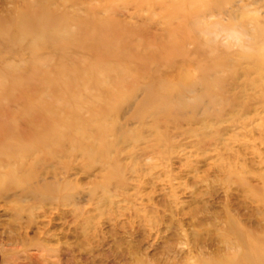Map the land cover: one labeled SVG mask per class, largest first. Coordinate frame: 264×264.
I'll return each mask as SVG.
<instances>
[{
  "label": "rangeland",
  "instance_id": "obj_1",
  "mask_svg": "<svg viewBox=\"0 0 264 264\" xmlns=\"http://www.w3.org/2000/svg\"><path fill=\"white\" fill-rule=\"evenodd\" d=\"M201 16L252 53L209 56ZM0 33V70L29 78L0 75V264H245L240 235L264 245V0H0ZM55 118L62 136L8 148Z\"/></svg>",
  "mask_w": 264,
  "mask_h": 264
},
{
  "label": "bare ground",
  "instance_id": "obj_2",
  "mask_svg": "<svg viewBox=\"0 0 264 264\" xmlns=\"http://www.w3.org/2000/svg\"><path fill=\"white\" fill-rule=\"evenodd\" d=\"M64 31L65 30H63V29H60V30L57 29L52 34H48V38L47 39H50L51 43L54 44V45L58 44V43L62 44L61 42L64 39L65 34H66V32L64 33ZM88 40L94 41L95 42V44H94L95 46H98L101 43H104L103 41H105L102 38L101 39L99 37L93 38V37H91V36H89L87 34L86 38H85V41H88ZM89 47L92 48V46H89ZM95 65L96 66H93L92 68H96L97 66L100 65V63H96ZM17 70L18 69H16V67H14L13 65H6V67H4V68H2L0 70L1 71L0 75L2 76L3 79L4 78L5 79H10L12 81L13 89H17V90L18 89H24V88L28 87V84H29V80L28 79L29 78L25 77V73L19 72ZM21 75H24V77L21 76ZM46 84L47 83L43 82V87L45 89H47V91L49 92L51 89L48 88L47 87L48 85H46ZM63 85L66 86L67 84L63 83ZM49 87H51L50 84H49ZM76 101L77 100L74 99V103H76ZM49 106H50V104H47L46 102H42V103H40L38 105L37 109L41 110L43 107H49ZM115 107H117V106L109 107L106 111H103L101 114H96V117L98 115H104L105 112H110ZM58 120L59 119L56 120V118H55V121L57 122V125H55V126H57V127L53 130L54 132L52 134L42 135V136H44L43 137L44 138V142L41 143V142L37 141V142H33V143H28L27 145L20 144V143L17 144L16 143L15 146L13 144L11 146H8V148L9 149L14 148L17 151L19 150V152H21V153H28L33 148V146H36L37 144L38 145L40 144L39 147H42V145L44 146V144L46 142L48 143V140H51V137H56L57 136L56 138H58V137L62 136L64 133L63 132H59V131H60V128L64 127V125H62V122H60V121H59V124H58ZM76 121H78L77 117H75L74 119L72 118L71 119V123L68 126H71ZM94 151H96V150H94ZM0 153H2V152L0 151ZM239 234H241V233H239ZM239 242H240L241 246L243 248H245V251H246L245 264H264V245H262L261 239L257 238L256 236H252V235H248L247 236V235H242L241 234L240 238H239ZM222 264H239V263H237L236 261L232 260V258H226V259L222 260Z\"/></svg>",
  "mask_w": 264,
  "mask_h": 264
},
{
  "label": "clouds",
  "instance_id": "obj_3",
  "mask_svg": "<svg viewBox=\"0 0 264 264\" xmlns=\"http://www.w3.org/2000/svg\"><path fill=\"white\" fill-rule=\"evenodd\" d=\"M193 29L209 56H215L221 50L241 55L253 51L252 37L239 22L223 20L216 16H201L193 22Z\"/></svg>",
  "mask_w": 264,
  "mask_h": 264
}]
</instances>
